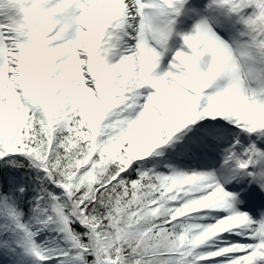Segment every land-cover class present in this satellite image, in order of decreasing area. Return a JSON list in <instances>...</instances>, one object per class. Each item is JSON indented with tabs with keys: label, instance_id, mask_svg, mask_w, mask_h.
<instances>
[{
	"label": "snow or ice",
	"instance_id": "obj_1",
	"mask_svg": "<svg viewBox=\"0 0 264 264\" xmlns=\"http://www.w3.org/2000/svg\"><path fill=\"white\" fill-rule=\"evenodd\" d=\"M0 264H264V0H0Z\"/></svg>",
	"mask_w": 264,
	"mask_h": 264
}]
</instances>
